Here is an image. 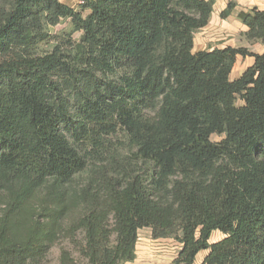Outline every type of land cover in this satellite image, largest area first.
Returning <instances> with one entry per match:
<instances>
[{"label": "trees", "instance_id": "1", "mask_svg": "<svg viewBox=\"0 0 264 264\" xmlns=\"http://www.w3.org/2000/svg\"><path fill=\"white\" fill-rule=\"evenodd\" d=\"M213 3L81 0L83 17L0 0V264H41L77 233L86 264L130 263L144 228L180 245L172 264L203 251L200 264H264V52H194ZM67 19L78 41L41 53ZM237 19L264 42V10ZM237 57L252 64L230 80ZM119 134L134 167L120 177L107 160ZM95 160L107 166L78 189ZM59 264L77 263L62 250Z\"/></svg>", "mask_w": 264, "mask_h": 264}, {"label": "rangeland", "instance_id": "2", "mask_svg": "<svg viewBox=\"0 0 264 264\" xmlns=\"http://www.w3.org/2000/svg\"><path fill=\"white\" fill-rule=\"evenodd\" d=\"M59 1L62 4L81 12L83 17L88 14L87 11H81V0ZM213 2V11L208 25L198 30L193 35V51H197L202 48L212 49L216 47L222 48L229 46L233 48H244L252 53H263L264 42H249L245 39L244 33L246 29L238 21L237 14L238 12L246 11L251 7L263 10L264 0H213ZM229 2H233L235 4L234 11L228 18L222 20L219 15ZM71 30V23L68 19L62 20L55 27L49 28L48 33L52 38H54V40L50 41L48 44L40 45V52L45 53L49 51L55 41L66 37V35H71L72 40L78 41L80 33H72ZM249 62L248 58L242 59L238 57L233 68V76L237 71L247 68L249 66ZM220 139L221 138L216 135L211 137V140L213 141H219ZM110 141L112 147L111 152L114 154V156L111 157H114L115 159H111V157H109L107 160L114 166V172H116L115 175L120 177V175L122 176L121 173H131L134 168L132 165L133 163H130V160L126 161V157L128 154L131 156V153L128 152V148L125 146L122 134L110 137ZM93 163H97V166ZM106 166L107 163L105 161L98 162L95 160L92 162L86 171L75 179V187L80 189L85 186L89 177L91 175L92 177L95 175L92 170L96 168H104ZM221 238L222 235L219 232H214L212 233L209 242L214 243ZM82 241V233H77L74 242H71L65 237H60L59 240L49 249L46 258L41 264H59V255L62 250L68 251L77 264H86L85 259H83L79 253V247ZM136 246H138V253H136ZM136 246L134 261L125 264H172L180 249V245L172 239H152L150 230L147 228L138 231ZM145 248L148 251L147 253ZM201 258L202 257H197L195 264H200L202 261Z\"/></svg>", "mask_w": 264, "mask_h": 264}, {"label": "crops", "instance_id": "3", "mask_svg": "<svg viewBox=\"0 0 264 264\" xmlns=\"http://www.w3.org/2000/svg\"><path fill=\"white\" fill-rule=\"evenodd\" d=\"M264 10V9H263ZM218 48V47H217ZM213 49V48H212ZM202 50H209V49H206V48H202V49H199V50H197V51H202ZM197 51H194V52H197ZM241 58V57H240ZM246 58H248L249 59V66L252 64V59L251 58H249V57H246ZM237 59H238V57L236 58V62H237ZM243 59V58H242ZM235 62V63H236ZM235 65V64H234ZM248 66V67H249ZM234 68V67H233ZM233 68H232V71H231V73H230V76H229V79L230 80H234V79H236L241 73H242V71H244L245 69H242V70H239V71H237L236 72V74L233 76ZM146 249V248H145ZM137 250H138V246H136V253H138L137 252ZM148 251H147V249H146V253H147ZM207 254V252L206 251H203V252H200V253H198L197 255H196V258H195V262H194V264L196 263V261H197V257H202L201 258V260L205 257V255ZM201 263V262H200Z\"/></svg>", "mask_w": 264, "mask_h": 264}]
</instances>
